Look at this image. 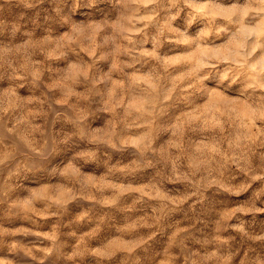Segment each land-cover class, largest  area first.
I'll return each mask as SVG.
<instances>
[{"label": "rangeland", "instance_id": "374dc122", "mask_svg": "<svg viewBox=\"0 0 264 264\" xmlns=\"http://www.w3.org/2000/svg\"><path fill=\"white\" fill-rule=\"evenodd\" d=\"M0 264H264V0H0Z\"/></svg>", "mask_w": 264, "mask_h": 264}]
</instances>
